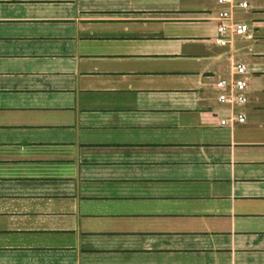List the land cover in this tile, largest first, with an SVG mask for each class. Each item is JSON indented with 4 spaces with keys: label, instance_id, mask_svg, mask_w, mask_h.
I'll return each mask as SVG.
<instances>
[{
    "label": "crops",
    "instance_id": "1",
    "mask_svg": "<svg viewBox=\"0 0 264 264\" xmlns=\"http://www.w3.org/2000/svg\"><path fill=\"white\" fill-rule=\"evenodd\" d=\"M0 0V264H264V0ZM246 67V122L215 82Z\"/></svg>",
    "mask_w": 264,
    "mask_h": 264
},
{
    "label": "built area",
    "instance_id": "2",
    "mask_svg": "<svg viewBox=\"0 0 264 264\" xmlns=\"http://www.w3.org/2000/svg\"><path fill=\"white\" fill-rule=\"evenodd\" d=\"M216 2L221 9L216 16L215 38L220 46L225 47L233 38L248 33L247 24L240 22L236 17L239 10L248 7V3L244 0H216ZM245 74L246 67L237 64L230 78L215 82L218 103L228 108L227 115L220 120L221 127H227L230 124L242 125L246 122L243 111V107L248 102Z\"/></svg>",
    "mask_w": 264,
    "mask_h": 264
}]
</instances>
